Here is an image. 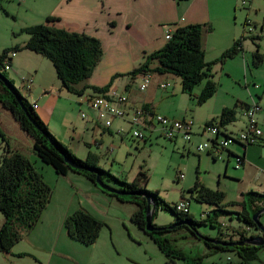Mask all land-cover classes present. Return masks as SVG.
I'll return each mask as SVG.
<instances>
[{
    "label": "rangeland",
    "instance_id": "374dc122",
    "mask_svg": "<svg viewBox=\"0 0 264 264\" xmlns=\"http://www.w3.org/2000/svg\"><path fill=\"white\" fill-rule=\"evenodd\" d=\"M48 1L50 0H0V52L3 49H9L8 52H10L15 45L22 46L27 34L20 30L21 27L45 22L43 15L49 7ZM233 1L240 5L241 0ZM218 5L220 11L224 12L221 1H218ZM237 7L239 10L235 12L236 17L235 20L232 18V22L237 26V39L243 42V48L242 51L223 61H213L211 78L216 88L212 96L198 104L194 95L199 92L203 81L192 87L191 96H189L181 90L177 76L163 73L161 79L169 80L172 87L160 89L161 92L173 89L176 92L174 96L165 95L161 99L156 97L157 105H152L150 109L157 114L163 113L161 110H168L169 112L164 114L167 117L177 116L178 113L185 114L186 117L190 116L193 123L192 129L197 130L203 120L217 116L222 106L231 107L236 102L235 120L220 126L222 132L229 131L231 134H236L243 129L245 124L242 104H250L252 100L256 101L260 109L255 117L263 139L255 144L247 145L250 159L256 167L240 165L235 168L234 157H229L225 165V157L222 159L220 157L223 153L214 159L206 151H196L195 145L202 143L201 136L192 137L189 143L181 142L180 136L166 139L160 134L155 122L149 126L140 127L144 135L143 141L130 137L131 125L127 121L119 134L121 137L118 133H108L107 130L98 127L92 131L91 126L84 128V120L89 113L87 105L83 103L86 94L63 91L65 99L56 101V107H60V111L65 112V118L77 130L74 132L71 128L76 138L69 140L65 137L64 143L72 147L73 142L79 138L80 141L86 143L85 145L78 143L76 150L72 148L74 153L64 144L77 158H84L88 147L97 155V165L108 171L110 175L129 182L138 171H143L146 175L145 189L156 190L158 196L170 206L178 200H188V213L196 220L206 219V213H209L207 223L196 225L194 233L182 226L168 229L163 233V236L168 239L169 246L182 249L190 264H195L196 261L199 264H236L237 257L233 251H218L207 246L205 239L207 237L228 239L237 237V232H244L245 236L250 235L251 232H257L235 216L233 211L239 210L240 206L231 202L240 200L241 194L245 191L260 189L264 183V92H262L264 88V25L263 29L259 28L264 20V0L253 1L250 17L257 24L253 28V22H247L243 26V36H240L242 20L248 6L246 3L243 8ZM231 14L232 12L229 11L230 16ZM222 24H214V30L208 37V45L218 44L221 49L223 45L221 38L224 33L221 28ZM12 51L15 52V50ZM221 51L223 50L217 48L215 50L217 56L207 61L220 57ZM28 52L36 56L40 62L47 61L41 55ZM254 52L261 55L259 64L253 62L252 53ZM206 55L212 57L214 54L207 52ZM5 73L7 78L13 80V86L28 103L32 98L36 100L31 83H27L30 77L13 73L10 67L5 70ZM148 74L150 80L151 77L154 80L160 79L159 73L148 72ZM141 78L140 73L134 76L130 74L115 76L111 85L124 91L126 85L127 89H130L133 83L140 84ZM47 82L46 85L53 89L52 80H47ZM28 89L34 94L29 99L31 94L28 93ZM87 93L91 94L92 91L88 90ZM7 97L8 94L0 85V132L5 140L7 138L10 142L18 141L20 151L28 154L24 138H27L31 145L32 139L20 131L10 111L2 105L1 100ZM80 112H83L86 117L81 118ZM111 124L112 119L110 126ZM18 134L25 137L21 138ZM2 137L0 136L1 146L5 143ZM235 144L229 143L228 146L236 148ZM28 159L50 187V198L31 230L24 234L20 233L22 235L14 243L10 252L0 251V264H168L166 256L160 252L148 234L130 222L129 216L136 209L134 203L111 196L109 192L93 182L95 189H92L93 187L89 185L91 181L83 175H79V180L71 181L56 174L51 165L43 163L37 156H35L36 162L33 161V157ZM40 166L46 168L48 172L41 170ZM180 174L182 176L179 177ZM196 179L204 186L224 193L222 199L224 210H214L213 203L194 199L195 192L189 189ZM105 184L114 189L121 187L115 179H108ZM246 207L250 209L249 206ZM78 209L85 211L100 222L97 236L92 243L83 244L66 234L63 219ZM2 219L0 213V224ZM174 220V214L161 207H158L151 216V223L157 226L172 225ZM259 222L264 227V212L260 214ZM248 264H264V244L258 246L254 258L250 259Z\"/></svg>",
    "mask_w": 264,
    "mask_h": 264
},
{
    "label": "trees",
    "instance_id": "16d2710c",
    "mask_svg": "<svg viewBox=\"0 0 264 264\" xmlns=\"http://www.w3.org/2000/svg\"><path fill=\"white\" fill-rule=\"evenodd\" d=\"M54 20L56 18L48 15L45 17L44 23L21 27L20 30L27 34V38L21 47L15 45L10 50L16 51L20 48H25L42 55L51 62L60 86L68 92L77 94H81L86 87L95 93H103L108 90L115 76L124 74L134 76L137 73L145 72L171 73L179 78L181 90L189 96H191L190 91L192 87L203 81L199 92L194 95L196 103L200 104L215 92L216 84L211 78V65L213 61H223L225 58L232 57L240 51V41L236 40L230 47L221 52L220 57L212 61H206L201 45V32L204 27H209L203 24L190 23L176 27L171 32L170 38L165 40L160 48L145 54L143 60L129 71L113 74L110 80L102 86L82 85L81 87H77L76 85L79 82L90 76L100 59L102 55L100 41L97 37L85 32L69 31L55 26L52 23ZM8 50L3 49L0 52V75L6 78L8 83L12 85L15 96L3 86L0 80L1 87L8 94V97L2 99L1 102L10 111L18 127L31 137L33 154L43 163L51 165L54 172L58 175H64L67 171H72L83 175L94 183L96 172H98L99 178L104 184L108 179H115L121 185V187H118V190L135 192L128 195H118L112 192H109V194L119 200L130 201L136 205V209L129 216L130 222L148 234L168 261L179 259L190 264L182 250L169 246L168 239L163 236V233L168 229L181 226L194 233L196 225L207 223L209 213H206V219L196 220L188 212L176 211L172 205L170 206L158 196L156 190L145 189L146 175L143 171H138L135 177L127 182L110 175L108 171L100 168L97 165L98 157L95 153L87 151L84 158H77L63 143L52 135L34 112L31 105L13 86L12 81L7 78L3 69V59ZM252 57L254 64L260 63V54L254 52L252 53ZM19 102L24 107V110L20 107ZM236 105L235 102L231 107L223 106L216 118H211L203 124L219 127L234 121ZM242 105L245 108L247 106L245 103ZM30 120L35 123L36 127ZM0 136L2 137L1 132ZM2 139L5 143L3 146H0V213L3 217L0 224V251L8 253L20 236L29 232L34 226L42 209L49 201L51 189L44 182L41 173L34 167L28 157L16 150L10 149L4 137ZM69 162L75 165L90 167L94 171L71 166ZM189 191L195 192V200L213 203L215 205L214 210H224L222 208V199L224 197L222 191L210 189L201 184L197 179ZM144 195H148L154 204L151 216L158 207L165 208L174 214V223L179 222V224L173 223L172 225L160 226L152 224L159 228L145 231L143 229L144 211L147 202ZM231 203L240 206L239 210L233 211L235 216L247 226L255 229L257 234H260V230L251 219V215L259 208L264 207V192L248 190L241 194L240 200L232 201ZM246 206H249L250 209ZM210 225L213 226V224ZM63 226L66 234L71 239L83 244H89L95 240L100 222L85 211L78 209L64 217ZM253 236L257 235L250 234L245 236L244 232H239L236 239L207 237L204 242L207 246L218 251H233L239 259L236 264H248V261L254 258L255 251L259 245L243 243L237 246H227L212 243L210 240L216 239L221 242H229ZM194 263L199 264L198 261Z\"/></svg>",
    "mask_w": 264,
    "mask_h": 264
},
{
    "label": "crops",
    "instance_id": "0c3cea01",
    "mask_svg": "<svg viewBox=\"0 0 264 264\" xmlns=\"http://www.w3.org/2000/svg\"><path fill=\"white\" fill-rule=\"evenodd\" d=\"M218 1H221L224 6V12L220 11ZM244 1V4L240 2V5H238L237 3L235 4L233 0H50L48 1L49 7L46 9L43 16L46 17L49 15L56 18V20L52 21L55 26L62 27L69 31L85 32L99 39L102 47V55L93 68L90 76L86 78V80L84 79L79 82L76 86H102L110 80L113 74L125 73L129 71L143 60L145 54L160 48L165 42V31L168 30L172 32L176 27L190 23L203 24L204 26L209 27L204 28L201 32V45L204 53V59L206 61L215 58L217 56V53H215L217 48L218 50H225L230 47L238 37L237 26H235L236 24H233L234 22H232V18L235 20L236 17V11L238 9L237 6H241L243 8L246 3L248 6L243 16L240 36H243V26L246 25L247 22H253V28H255V24L257 23L250 17L251 11L253 10L254 0H248L247 2L246 0ZM229 11L232 12L231 16L229 15ZM218 23H223L221 25L224 32L221 38L223 44L221 49H219L218 44L211 43L208 45V37L214 30V24ZM263 25L264 20L261 22L259 28L263 29ZM242 48L243 42H240V51H242ZM28 51L30 50L25 48L16 50V53L10 60L9 67L15 74H23L24 76L30 77L28 79L30 80L35 95L31 93V88L28 89V93L31 94L28 99L34 95L36 96V100H34V98L30 99L31 102L29 104L35 102V107L33 108L34 112L46 125L52 135L61 143L65 144L64 138L68 137L69 140L73 139L75 135L73 133L77 131L74 129V125L65 118V112L63 110L60 111V107H56L57 99L59 101L61 99H65L63 91L66 90L60 86V82L55 75L51 62L48 59L47 61L40 62L36 56H32V54ZM30 52L35 53L33 51ZM207 52H212L214 55H212V57L207 56ZM140 74L142 75L143 73ZM163 75L164 74H160V79L157 78L158 80H161L160 82L151 77L148 85L142 91L138 90L135 83H133V86L131 85L130 89H127L126 85L124 88V94L127 96V103L124 105L126 111H130V109L135 106H144L148 108L150 112H153L150 108L152 105H157V103H155L156 97L161 99L165 95L174 96L173 94L176 92L174 89L168 90L167 92L165 90L163 93L161 92L162 90L160 89L172 87L169 80L161 79ZM47 80H52L51 86L53 89H50V87L46 85L48 83ZM161 84L164 86H161ZM110 89L117 92H124L122 89H117L112 85L108 88V90ZM86 90L88 91L91 89L87 87L81 94L84 93V95H91L95 93L91 90L92 93L89 94ZM262 92H264L263 89ZM253 101L254 100H252V102ZM83 103L86 104L84 101ZM246 104L248 105L249 103ZM88 109L89 113L87 117L85 115L86 120H84V128L91 126V130L93 131L95 127H98L99 129L107 130L108 133L115 132L118 133V135L122 132L125 121H127L126 117L112 118L111 126L104 128L103 126H98L101 122L96 119L95 111L89 107ZM161 112H163L161 115H164L169 111L161 110ZM176 115L177 116L170 115L169 118L177 117L175 119L192 120L190 116L186 117L185 114L178 113ZM214 117L216 118L217 116ZM150 118V115H146V117L143 118L145 126L150 125ZM205 120L202 122L204 123ZM256 123L259 127L257 120ZM201 126L197 130L192 129L190 139L194 136H201L202 142L212 139V136L207 131L202 130ZM71 128L74 132H72ZM218 129L221 130L220 126ZM20 131L22 130L20 129ZM225 133H229V131H226ZM19 137L23 138L25 136H22L21 134ZM75 138L76 137H74V140ZM79 139L73 142L72 147H68L66 144L65 145L73 152L74 149L72 148H75L76 150L78 143L81 142L84 145L86 144L84 141H80ZM260 139H263L262 132L257 142H259ZM189 141L185 142L181 140L183 143H189ZM6 142L10 149L21 152L20 147L18 146L20 143L18 141L10 142L9 139L6 138ZM24 142L26 144L28 154L21 153L28 158L33 157V161L36 162L35 155L31 150V142L27 138H24ZM235 145L236 148L233 146H227L224 149H214L209 145L202 151H206L209 155L211 154L214 159L217 158L219 154L223 153L224 156L221 154L220 157L221 159L225 157V165L226 162H228L229 157L235 158L236 156H241L243 158L244 166L249 165L256 167L255 163L250 159L247 146H245L244 149H239V145ZM87 151L94 153L88 147L85 152ZM40 168L41 170L48 172V170L43 168V166H40ZM79 175L80 174L78 173L67 171L66 174L62 176L65 179L68 178L72 181L74 179L79 180ZM90 183L91 184L89 185L93 187L92 189H95L94 184L92 182ZM257 190H259L258 192H264V183L263 186ZM250 234L259 235L257 232H251ZM237 237H231V239H236ZM226 258L230 259L228 256H226ZM238 260L239 259L237 257L236 263ZM174 262L178 264H188L179 259L168 261L166 258V263L169 264Z\"/></svg>",
    "mask_w": 264,
    "mask_h": 264
},
{
    "label": "built area",
    "instance_id": "2783aa9c",
    "mask_svg": "<svg viewBox=\"0 0 264 264\" xmlns=\"http://www.w3.org/2000/svg\"><path fill=\"white\" fill-rule=\"evenodd\" d=\"M244 4L245 1L241 0ZM264 12V9H263ZM171 32L165 31L164 39L170 38ZM15 52L10 50L6 52L5 58L3 59V69H8L10 65V60L14 56ZM150 76L148 73H143L141 78V83L137 85L138 90L142 91L148 85ZM30 80H27V83ZM161 86H164L161 84ZM83 101L87 104L90 109H93L96 113V119L101 121V125L104 128H108L111 123L112 118H124L126 117L127 122L131 125L129 135L131 138L137 141H143L144 135L140 127H144L143 118L146 115H150L149 124L155 122L158 126L159 132L162 137L166 139H173L180 136L182 140L189 141L192 133V120L190 119H175L169 118L165 115L150 112L148 108L144 106H135L126 111L124 105L127 103V96L122 92L114 91L113 89L107 90L103 93H94L91 95L84 96ZM31 107H35V102H32ZM260 109L256 102H252L246 106L244 109L245 124L243 129H241L236 134H229L222 132L214 125H202V130L207 131L212 139L209 141H204L196 145V151H202L206 149L209 145L214 149H224L229 143H236L241 149L245 146L257 142L261 131L258 127L255 119L256 112ZM80 117L84 118L85 114L80 112ZM96 143V142H95ZM234 167L238 168L243 165V158L241 156L235 157ZM182 176L181 174L179 177ZM173 208L178 212H188V200H178L173 205Z\"/></svg>",
    "mask_w": 264,
    "mask_h": 264
},
{
    "label": "water",
    "instance_id": "95a60500",
    "mask_svg": "<svg viewBox=\"0 0 264 264\" xmlns=\"http://www.w3.org/2000/svg\"><path fill=\"white\" fill-rule=\"evenodd\" d=\"M0 80L2 81V84L3 86L9 91L11 92L13 95H14V91L12 89V85L10 83H8L7 79L2 77L0 75ZM15 96V95H14ZM19 105L20 107L24 110V107L22 106V104L19 102ZM32 122V124L36 127L35 123L30 120ZM67 161V159H65ZM68 162V161H67ZM69 164L71 166H75L77 168H82V169H85V170H88V171H91L94 169L90 168V167H87V166H84V165H75L73 163H70ZM96 172V171H95ZM94 183L96 185H98L100 188L106 190L107 192H112V193H115V194H118V195H128V194H132V193H135V192H129V191H121V190H118V189H114L106 184H104L100 178H99V173L96 172V175H95V179H94ZM145 198H146V208H145V211H144V226H143V229L145 231H150V230H156L158 229L159 227L157 226H153L152 223H151V214L153 212V209H154V204L152 202V200L148 197V195H144ZM264 212V207L262 208H259L258 210H256L252 215H251V219L253 220V222L255 223L256 227L260 230V235H257V236H253V237H247L243 240H233V241H229V242H221L219 240H216V239H211L210 241L212 243H219L221 245H227V246H237V245H242L243 243H247V244H251V245H262L264 244V227L262 226V224L259 222V216L260 214ZM182 222H185V221H182ZM174 224H179V222H176ZM207 239V238H206Z\"/></svg>",
    "mask_w": 264,
    "mask_h": 264
}]
</instances>
